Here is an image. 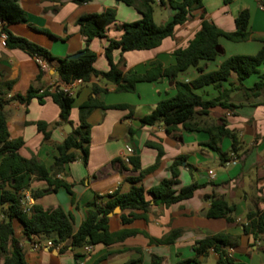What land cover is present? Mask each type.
<instances>
[{
  "label": "crops",
  "instance_id": "1",
  "mask_svg": "<svg viewBox=\"0 0 264 264\" xmlns=\"http://www.w3.org/2000/svg\"><path fill=\"white\" fill-rule=\"evenodd\" d=\"M182 1V0H177ZM27 13V20L9 25V30L20 37L48 49L53 55L67 57L81 52L86 46V38L80 31L77 19L82 14L102 13L107 8H116V20L107 26L105 36L95 37L90 48L97 53L94 66L100 71H108L110 62L105 48L111 39H120L124 33L122 24L138 20L142 14L136 7L119 0H90L77 4L73 0H18ZM264 0H203V8L195 9L189 19L178 25L173 36L166 37L162 43L152 49L113 52L114 61L125 74H145L156 65L162 68L177 63L175 51L188 46L190 40L201 28L202 14L227 32L236 30V17L244 9L250 13V37L244 41H232L220 38L221 53L214 60H202L198 66H191L178 74L176 80L192 81L204 72L215 71L220 64L233 55H254L264 46V10L260 5ZM174 12L157 1L154 6V20L164 25L173 18ZM0 84L10 83L5 89V113L11 138L22 137L24 145L20 154L25 158L36 156L50 167L58 155L57 144L80 125V106L95 97L105 105L127 104L130 109L95 108L88 116L90 146L88 161H83V153L76 151L77 158L68 162L57 178L71 185V191L59 186L45 194L35 203L45 209L61 207L72 220L76 232L87 216L88 203L98 195L101 201H107V195L113 192H128L133 183L128 177H138L141 170H133L126 164L124 157L127 146L141 157V169H147L156 163L158 151L146 146L148 140L161 143L164 155L156 168L145 173L138 185L146 190L171 176L170 167L180 156L185 161L179 166V181L174 188H182L199 182L191 198L171 206L156 205L152 194L146 198L152 203L147 219L137 218L125 226L121 221V212L110 217V230L115 232L125 227L137 229L143 233L127 237L124 241L111 245L99 244L91 250L86 247L73 248L69 242L49 246L52 239L43 237L28 238L23 225L15 219V236L21 240L26 264H123L129 260L136 264H219L218 254L211 250L208 254H198L196 243L211 233L227 232L238 238L235 246L226 248L236 261L247 264H264V236L255 238L244 234V224L251 209L264 210V88L257 93L252 90L258 81L264 82V62L258 71L240 81L236 72L227 80L196 88L204 99H214L223 92V101L235 105L227 108L217 105L209 114L196 113L192 123L195 130H187L183 125L173 133H167L163 123L142 125L140 118L154 110L158 102L174 96L177 92L174 82L167 76L153 81H140L133 91L119 90L116 83L102 77L93 76L82 83L74 96L71 122L51 126L49 140L39 131L37 122L53 124L60 120V107L51 96L40 102L38 97L29 103L12 99L14 95H26L33 88L40 90L60 79L56 64L49 63L41 69L36 58L19 47L1 44L2 22L0 21ZM97 84L106 89L97 94L93 86ZM68 127L69 132L65 130ZM232 131L234 139L224 136L220 142L221 150L230 164H226L220 153L210 146L208 128L223 126ZM133 130V133H132ZM120 158L123 162H114ZM214 174H210V171ZM30 186L24 192L45 189L50 186L45 180L32 175ZM0 188V220L2 202ZM225 198L235 205L234 222L225 218H210L206 212L211 206L209 195ZM141 213L142 211H137ZM173 230H181L172 243L154 244L149 237L162 238ZM5 257L0 255V264Z\"/></svg>",
  "mask_w": 264,
  "mask_h": 264
},
{
  "label": "trees",
  "instance_id": "2",
  "mask_svg": "<svg viewBox=\"0 0 264 264\" xmlns=\"http://www.w3.org/2000/svg\"><path fill=\"white\" fill-rule=\"evenodd\" d=\"M77 4H84L90 0H73ZM127 5L136 7L142 14L138 20L122 24L124 33L120 39H111L105 48V54L110 62L108 71H100L94 66L97 53L90 48V42L95 37L105 36L107 26L116 20V8H107L102 13H87L78 17L77 23L81 33L86 38V46L78 58L59 57L53 55L48 49L33 43L23 37L13 34L9 25L15 22L26 21L27 13L18 0H0V21L2 32L8 35L7 46L19 47L33 57H42L48 63L56 64L60 79L63 83L81 78L84 82L89 81L93 76L102 77L109 82L116 83L119 90L133 91L140 81H153L161 76L169 77L175 84L176 94L164 98L158 102L152 112L140 118L142 125H155L163 123L167 133H173L179 125L187 130H195L197 125L192 123L196 113L201 115L209 114V110L217 105L233 108L235 105L223 101L224 93L214 99H204L195 89L204 85L227 80L232 72H236L240 81L256 73L260 64L264 62V46L254 55H233L225 59L215 71L204 72L199 68L200 74L192 81L176 80L179 73L191 66H198L202 60H214L222 51L220 38L224 37L232 41H244L250 37V13L249 10H242L236 17V30L227 32L219 28L213 21L206 18L205 11L202 14L201 28L190 40L185 48L175 51L177 63L173 66L162 68L156 65L145 74H125L114 61L113 52L121 49L122 52L131 50H144L158 47L162 41L175 34L176 27L184 24L195 9L203 8V0H119ZM172 9L173 18L164 25H158L154 20V6L156 2ZM227 1V0H226ZM10 83L0 84V188L2 202V219L0 220V255L5 257L4 264H26L25 255L21 240L15 236V219L23 225V232L28 238L43 237L52 239L55 245L69 242L73 248H80L86 245H111L122 242L127 237L143 233L132 228H123L119 231H111L109 226V214L118 206L121 207V221L127 226L137 218L147 219V213L152 208V203L147 200L146 193L152 194L156 205L171 206L182 200L191 198L195 191L204 186L199 182L182 188L177 192L174 185L179 181V166L185 161L184 156L174 160L170 170L171 176L161 180L157 185L146 190L138 185L145 173L153 171L164 155L161 143L148 140L146 146L156 148L158 151L156 163L142 170L141 157L133 154L130 157V164L133 170H141L138 177H128L133 183L128 192H113L107 195V201H101V196H96L88 203L87 216L74 232L71 217L61 208L45 209L41 204L34 203L31 213H26L22 207L23 192L29 188L30 183L25 184L29 174L36 179L45 180L49 188L31 190L35 200L53 191L59 186H65L71 191V185L57 178V174L64 170L65 164L77 158L76 151L83 153V161L87 163L90 146V129L88 116L95 108H121L130 109L127 104L105 105L95 97L80 106V125L70 133L63 142L57 144L58 155L54 163L47 167L45 163L36 156L25 158L20 154L24 145L22 137L11 138L6 113L5 89ZM264 88V82L258 81L252 90L258 92ZM106 89L95 84V94ZM51 96L60 107V120L52 125L45 121H38L37 126L44 134V140L51 138V126L70 123V115L74 97L66 94L63 90L54 93H40V90L31 88L26 95L17 94L12 99L29 103L32 98L38 97L40 102ZM210 140L208 146L220 153L224 161L228 157L221 150L220 142L224 136L236 139L235 134L227 129L225 125L208 128ZM133 133V130H132ZM117 158L114 162H123ZM212 198V203L206 212L210 218H225L228 222H234L235 205L230 204L225 198L214 194L206 196ZM137 211H142L141 213ZM248 222L244 224V234H252L255 238L264 236V210L255 208L247 214ZM181 230H173L162 238L149 237V242L154 244L172 243L180 235ZM144 234V233H143ZM238 238L227 232L211 233L204 239L199 240L195 249L198 254H208L211 250L218 254L219 264H247L233 259L226 248L235 246ZM123 264H136L129 260ZM178 264H182L178 263Z\"/></svg>",
  "mask_w": 264,
  "mask_h": 264
},
{
  "label": "built area",
  "instance_id": "3",
  "mask_svg": "<svg viewBox=\"0 0 264 264\" xmlns=\"http://www.w3.org/2000/svg\"><path fill=\"white\" fill-rule=\"evenodd\" d=\"M260 8L262 10H264V3L260 5ZM7 39H8V35L5 32H3L1 34V44L3 46H7ZM35 58H36L37 62L39 63L42 70L46 69L48 67L49 63L46 59H44L42 57H35ZM82 83H84V81L81 78L75 79V80L71 81L70 83H63L61 81V79H57V80L53 81L48 87L40 89V93L41 94H44L45 92L54 93V92H58L60 90H63L66 94L74 97L77 93L78 87ZM133 154H134V151H133L132 147L127 146V154L124 157L126 163L130 162V157ZM226 164H230V162L227 161ZM210 174H214V172L211 170ZM34 203H35V199L31 195V193L23 192L22 207L26 213L32 212V207H33ZM48 245L49 246H55L53 241H49ZM85 247H86V249L91 250L93 245H86Z\"/></svg>",
  "mask_w": 264,
  "mask_h": 264
},
{
  "label": "water",
  "instance_id": "4",
  "mask_svg": "<svg viewBox=\"0 0 264 264\" xmlns=\"http://www.w3.org/2000/svg\"><path fill=\"white\" fill-rule=\"evenodd\" d=\"M0 30H1V26H0ZM81 54H82V52H78V53H76V54L71 55L70 57H71V58H78ZM68 127H69V128H72L71 125L68 124L67 127L65 128V130H66L67 132L70 131V130H68ZM29 177H30V175L28 174L27 177H26L25 184H27V183L29 182ZM119 212H121V207H120V206H118L113 212H111V213L109 214V217H112L115 213H119Z\"/></svg>",
  "mask_w": 264,
  "mask_h": 264
}]
</instances>
